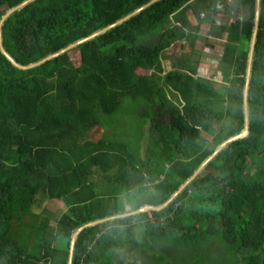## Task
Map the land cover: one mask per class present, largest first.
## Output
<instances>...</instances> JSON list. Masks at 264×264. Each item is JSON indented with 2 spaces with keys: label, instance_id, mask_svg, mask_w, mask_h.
Instances as JSON below:
<instances>
[{
  "label": "trees",
  "instance_id": "1",
  "mask_svg": "<svg viewBox=\"0 0 264 264\" xmlns=\"http://www.w3.org/2000/svg\"><path fill=\"white\" fill-rule=\"evenodd\" d=\"M23 1L0 0V19ZM149 1L34 0L3 23V48L26 66ZM223 1L161 0L30 70L15 68L0 53V264H66L74 230L163 205L216 147L241 132L255 0H237L243 13L228 25L215 69L222 88L197 77L189 56L168 72L162 60L187 41L192 48L200 35L182 15L191 11L197 25L204 23L200 13L213 15ZM260 4L248 135L222 148L163 209L84 229L72 264H107L105 251L121 246L137 264H264V0ZM220 27L215 31L222 35ZM115 115L129 121L120 139ZM146 120L153 134L147 132L141 159L133 137ZM99 131L109 137L97 138ZM46 202L62 203L66 212L38 216L27 232L24 219ZM57 239L65 251L53 247Z\"/></svg>",
  "mask_w": 264,
  "mask_h": 264
},
{
  "label": "rangeland",
  "instance_id": "2",
  "mask_svg": "<svg viewBox=\"0 0 264 264\" xmlns=\"http://www.w3.org/2000/svg\"><path fill=\"white\" fill-rule=\"evenodd\" d=\"M227 7H229L230 9H228ZM216 9L217 12L214 15H212L211 13H209L208 15H206V13L204 12L200 13L201 19H204L206 16L207 17L205 18L204 23L198 25L196 23H198L199 21L191 11H187L185 15H182L184 19H188V25L191 26V29L189 31H194L195 29H197L198 33H200V35L198 36H201L202 38H196L193 44L194 47L192 46V48L189 47L187 41L183 44V47L179 48L176 53L167 52L166 54H164L162 60L166 72L170 71L171 69H174L172 63H181L183 61V58L189 56L191 62H193L192 64H195L197 67V77H200L204 80L215 81V84L219 89L222 88L223 85H225L224 81L222 80L223 76L219 71H216L215 69L218 67V61L221 57L223 46L225 42H227V35L229 29L228 25L234 23L236 18L235 16L237 14L241 15V13H243V10L239 6L237 0H224L222 5H217ZM194 26L197 27L195 28ZM217 27L222 28V35H219L214 30ZM215 33L218 35H216ZM195 34H197V32H195ZM189 54L192 55L190 56ZM110 117L116 119V121L114 122L115 137H119L118 139H120L122 137V131L125 128H128L129 121L127 118L122 117L121 115H115ZM148 122L149 121L146 120L144 122H139L138 124H136L138 130L133 137V141L135 139L134 145L138 147L141 159H145L144 151L147 145V132L149 131L151 135L153 134V130L151 129L150 123ZM108 128L110 130H114L110 126ZM105 134V132L102 133L101 131H99L96 134V137H109V135ZM65 208L66 207L62 203L58 202H46L42 204L41 207L36 210L37 213H32L35 215H28L24 219L26 226L25 228L28 229L27 232L31 231L29 228L33 229L32 225L34 226L38 222V216L45 218L50 217V214L53 216L56 214L60 215L65 211ZM52 221L53 220L49 221V225L51 227H55L54 222V224H50ZM32 247L35 251L38 250L35 246L32 245ZM64 247L66 246L64 245ZM122 250H125V247L121 246L118 248L113 247L111 249H107L105 252L108 253L107 255L109 259L103 261L107 264H137V261L132 256L124 254ZM99 252L102 253V251H94L96 255H100Z\"/></svg>",
  "mask_w": 264,
  "mask_h": 264
},
{
  "label": "water",
  "instance_id": "3",
  "mask_svg": "<svg viewBox=\"0 0 264 264\" xmlns=\"http://www.w3.org/2000/svg\"><path fill=\"white\" fill-rule=\"evenodd\" d=\"M34 0H25L22 3H20L19 5L9 9L8 11L5 12V14L1 17L0 19V53L2 54V56L7 59L10 64L12 66H14L15 68L25 71V70H30L33 69L35 67H38L39 65L44 64L45 62L65 53L68 50H71L75 47H77L78 45L92 39L95 38L99 35H102L104 33H106L107 31L113 29L116 26L121 25L122 23H124L125 21H127L128 19L132 18L133 16L137 15L139 12H141L142 10L146 9L147 7H150L151 5L161 1V0H151L148 3H146L145 5L141 6L140 8L136 9L135 11H133L132 13L128 14L127 16L119 19L118 21H116L115 23L93 33L92 35H90L89 37L85 38V39H81L71 45H69L67 48L62 49L52 55H49L41 60H39L38 62L32 63V64H28L26 66H22L20 64H18L17 62H15L10 56L9 54L4 50L3 48V43H2V26L3 23L6 21V19L12 15L14 12L19 11L20 9H22L24 6L28 5L29 3L33 2ZM260 1L261 0H255V11H254V20H253V29H252V33H251V38H250V42H249V49H248V55H247V62H246V70H245V81H244V86H243V94H242V109H243V128L241 130V132L234 136L231 137L229 139H227L226 141H224L222 144H220L218 147H216V149L213 151V153L207 157L202 163L201 165L197 168V170L193 173V175L185 182L181 185V187L167 200V202H165L163 205L158 206V207H153V206H144L142 208H139L136 211L130 212L131 214H122V215H117V216H113L110 218H105L102 220H96L87 224H84L83 226L77 228L76 230H74V232L71 235V240H70V247H69V258H68V264H72V255H73V251H74V247H75V242L77 240L78 235L80 234V232H82L84 229L88 228V227H93L95 225L101 224L103 222L106 221H112V220H116V219H121V218H125L127 216H134L143 212H147V211H159L161 209H163L164 207H166L184 188L185 186H187L200 172L201 170L218 154V152L224 148L225 146H227L229 143L238 140V139H243L245 138L248 133H249V119H248V92H249V82H250V77H251V68H252V61H253V54H254V50H255V42H256V38H257V33H258V29H259V17H260Z\"/></svg>",
  "mask_w": 264,
  "mask_h": 264
},
{
  "label": "crops",
  "instance_id": "4",
  "mask_svg": "<svg viewBox=\"0 0 264 264\" xmlns=\"http://www.w3.org/2000/svg\"><path fill=\"white\" fill-rule=\"evenodd\" d=\"M219 2V1H218ZM221 2V1H220ZM217 9L215 8L214 9V14H216V11ZM213 14V15H214ZM215 30V29H214ZM216 34V33H215ZM216 35H218V34H216ZM200 37V36H199ZM191 61V60H190ZM183 62V61H182ZM172 63V62H171ZM204 63V62H203ZM183 64H184V62H183ZM172 65H173V67H174V64L172 63ZM196 71H197V69H196ZM64 212H66V211H64ZM51 217V216H50ZM52 218V217H51ZM53 220V219H52ZM50 224H54L53 223V221L50 223ZM71 240V239H70ZM53 247H55L57 250H60V251H65V247H64V244H63V242L60 240L59 241V239H57V241H55L54 242V245H53ZM69 247H70V243H69V246H68V254H67V260H66V264H68V258H69ZM75 251V250H74ZM74 251H73V255H72V261H71V263L73 262V257H74ZM95 263V262H94ZM96 263L97 264H101V262L100 261H96ZM87 264H93V263H87Z\"/></svg>",
  "mask_w": 264,
  "mask_h": 264
},
{
  "label": "built area",
  "instance_id": "5",
  "mask_svg": "<svg viewBox=\"0 0 264 264\" xmlns=\"http://www.w3.org/2000/svg\"><path fill=\"white\" fill-rule=\"evenodd\" d=\"M37 264H44V263L41 261V262H38Z\"/></svg>",
  "mask_w": 264,
  "mask_h": 264
},
{
  "label": "clouds",
  "instance_id": "6",
  "mask_svg": "<svg viewBox=\"0 0 264 264\" xmlns=\"http://www.w3.org/2000/svg\"><path fill=\"white\" fill-rule=\"evenodd\" d=\"M129 215L131 214V213H128Z\"/></svg>",
  "mask_w": 264,
  "mask_h": 264
}]
</instances>
